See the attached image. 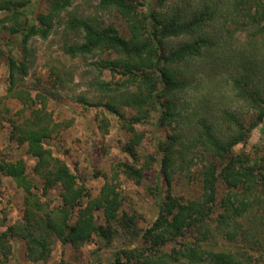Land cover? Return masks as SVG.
<instances>
[{
  "label": "trees",
  "instance_id": "16d2710c",
  "mask_svg": "<svg viewBox=\"0 0 264 264\" xmlns=\"http://www.w3.org/2000/svg\"><path fill=\"white\" fill-rule=\"evenodd\" d=\"M189 1L160 0L159 7L144 12L139 0H103L101 7L125 20L128 37L113 26L73 17L64 22L71 33L82 36L65 46L67 55L112 53L114 60H102L99 65L121 76L114 85L103 82L99 86L108 95L101 104L119 117L130 134L124 147L130 162L114 165L111 176L105 175L99 196L93 198L84 182L45 147L58 127L46 107L36 108L31 93L14 88L16 73L25 75L29 68L30 40L48 39L55 21H60L72 1L48 0V13L35 18L30 0H0V14L12 23L11 34L16 37L13 49L24 53L21 64L9 58V93L24 106L19 112L22 120L12 122L10 139L27 145L36 160L34 174L43 185L40 193L23 160L9 162L0 157V174L25 191L21 221L7 226L0 212V264L10 261L13 239L23 240L28 258L39 263L49 260L56 241L79 247L97 236L111 242L120 237V229L131 235L136 246L117 252L113 264H264V156L235 152L264 122V0ZM221 21L224 25L219 27ZM229 23L239 24L236 31L247 33L245 46L231 40L235 32L227 28ZM206 72H222L233 83L237 101L257 114L250 126L227 107L215 116L211 109L200 114L191 108L187 98ZM202 103L206 107L211 102L206 98ZM122 108L137 114L127 118ZM26 110L31 111L29 117L24 115ZM152 115H158V125L172 129L158 144L161 172L169 186L177 171L193 161L195 148L209 153L210 159L202 169V198L168 194L159 202L154 223L141 229L134 215L121 213L120 179L142 184L144 168H152L155 158H148L141 167L144 159L138 148L145 136L136 129ZM100 116L99 127L108 134L109 119ZM220 183L226 187L222 198ZM56 188L61 189L62 204L52 206L46 198ZM98 212L104 224L99 223Z\"/></svg>",
  "mask_w": 264,
  "mask_h": 264
},
{
  "label": "rangeland",
  "instance_id": "374dc122",
  "mask_svg": "<svg viewBox=\"0 0 264 264\" xmlns=\"http://www.w3.org/2000/svg\"><path fill=\"white\" fill-rule=\"evenodd\" d=\"M30 1L35 10L33 15L35 18L40 13H48V0ZM71 1V6L61 13L60 21H55L48 39L33 37L30 40V57L27 63L29 68L25 75L16 73L14 88L31 93L36 99V108L46 107L53 124L58 127L57 132L46 141L45 147L68 165L71 172L80 178V182H84L94 198L99 196L107 181L105 175L111 176L112 167L120 162H130L124 151L126 143L131 138L130 134L124 129L119 117L109 113L104 107L105 103L101 104L106 102L108 95L99 86L103 82L114 85L113 81L121 80V76L115 77L110 70L102 69L99 65L102 60H114L116 56L112 53L96 52L87 57L67 55L65 46L79 42L82 36L75 32L71 33L64 22L73 17L101 27L113 26L124 37L129 36V30L127 23L119 14L101 7L103 0ZM159 2L160 0H139L143 5L139 8L146 12L150 8L159 7ZM189 2L197 4L191 0ZM5 17V14H0V157L9 162L23 160L30 178L39 185L41 193L42 182L35 176L33 170L36 160L28 153L27 145L20 146L10 139L12 122L19 123L22 120L19 112L24 106L18 98L9 93L11 86L9 58L14 57L21 64L24 53L19 49H13L16 37L11 34L12 23L5 21ZM217 25L221 27L224 23L221 21ZM239 27L240 25L236 23L227 24V28L235 32L231 40L235 44L245 46L247 33L237 32ZM204 78L201 79L200 85L196 83L195 86L198 88L195 87L192 96L187 98L195 112L204 114L211 109L215 116L222 108L227 107L232 112H237L244 119L246 126L255 121L257 114L243 102L237 101L232 89L233 83L227 82L224 73L210 75L206 72ZM39 95L42 97H38ZM206 98L211 103L205 107L202 102ZM81 99H84L85 103ZM123 112L127 118L137 114L129 108L123 109ZM30 113V110H26L24 115L29 117ZM100 114L109 119L108 134H104L99 127ZM157 119L158 115H152L142 125H136L137 131L145 136L138 148L140 156L144 159L141 160V167L145 166L148 158H155L152 168H144L142 184L123 176L120 179L124 197L121 213L134 215L141 229H146L154 223L159 215V202L168 194L186 199L202 198V169L210 159L209 153L200 147L195 148L193 161L182 171H177L172 185L169 186L161 172L158 144L166 140L172 129L161 127ZM235 152L253 158L264 156V122L252 131L245 144L236 147ZM225 192V185L220 183L219 198H222ZM61 193L60 188L53 189L46 199L52 206H58L62 204ZM24 198L25 191L19 188L12 178L0 174V212L6 219L7 226L22 220ZM97 217L99 223H105L102 213L98 212ZM119 236L111 242L96 236L79 247L63 245L56 241L49 260L39 263H34L28 258L27 245L23 240L13 239L8 264H113L117 252L136 246L131 235L126 234L123 229H120Z\"/></svg>",
  "mask_w": 264,
  "mask_h": 264
}]
</instances>
